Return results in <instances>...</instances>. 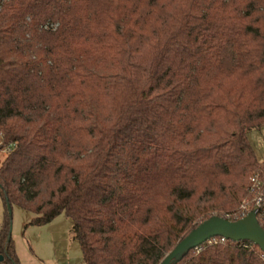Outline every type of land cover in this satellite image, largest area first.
I'll list each match as a JSON object with an SVG mask.
<instances>
[{"label":"trees","instance_id":"1","mask_svg":"<svg viewBox=\"0 0 264 264\" xmlns=\"http://www.w3.org/2000/svg\"><path fill=\"white\" fill-rule=\"evenodd\" d=\"M262 126L264 0H0L3 260L15 203L70 217L84 264H158L264 179ZM170 264L264 251L214 236Z\"/></svg>","mask_w":264,"mask_h":264},{"label":"rangeland","instance_id":"2","mask_svg":"<svg viewBox=\"0 0 264 264\" xmlns=\"http://www.w3.org/2000/svg\"><path fill=\"white\" fill-rule=\"evenodd\" d=\"M247 136L258 158L264 159V126L248 130ZM5 154L6 149H0V162ZM33 215L18 204L11 206V235L20 264H84L70 217L60 213L50 222L37 225L31 223ZM4 218L0 196V226ZM0 264L8 262L1 260Z\"/></svg>","mask_w":264,"mask_h":264},{"label":"water","instance_id":"3","mask_svg":"<svg viewBox=\"0 0 264 264\" xmlns=\"http://www.w3.org/2000/svg\"><path fill=\"white\" fill-rule=\"evenodd\" d=\"M11 211L10 204H7ZM214 236H221L231 240H249L257 244L264 251V228L258 222L254 211L246 215L229 219L219 214H212L186 232L174 246L162 257L158 264H170L180 260L191 248L197 247ZM4 255L0 253V261Z\"/></svg>","mask_w":264,"mask_h":264},{"label":"built area","instance_id":"4","mask_svg":"<svg viewBox=\"0 0 264 264\" xmlns=\"http://www.w3.org/2000/svg\"><path fill=\"white\" fill-rule=\"evenodd\" d=\"M249 193V196L244 197L232 213L226 212L225 217L237 219L252 210L262 225L264 224V179L258 173L251 177Z\"/></svg>","mask_w":264,"mask_h":264},{"label":"crops","instance_id":"5","mask_svg":"<svg viewBox=\"0 0 264 264\" xmlns=\"http://www.w3.org/2000/svg\"><path fill=\"white\" fill-rule=\"evenodd\" d=\"M53 220V219H52ZM50 222V221H49ZM41 225H43V224H41Z\"/></svg>","mask_w":264,"mask_h":264}]
</instances>
